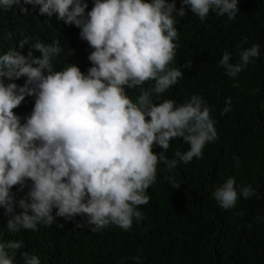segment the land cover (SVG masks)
<instances>
[{
  "label": "clouds",
  "instance_id": "obj_1",
  "mask_svg": "<svg viewBox=\"0 0 264 264\" xmlns=\"http://www.w3.org/2000/svg\"><path fill=\"white\" fill-rule=\"evenodd\" d=\"M23 3L38 5L33 7L36 17L28 21L30 49L27 55L16 47L0 54V206L10 216L7 229L17 233L49 227L55 223V208L58 217L86 216L93 232L109 226L128 231L144 218L138 208L149 203L146 190L156 182L157 165L171 171L181 162L202 158L206 143L217 138L212 109L202 96L192 94L179 105L172 99L154 102V96L183 77L181 67L170 66L178 47L176 18L186 16L187 6L202 22L210 11L234 20L238 0H181L179 9L176 0H94L87 13L86 0ZM19 4L21 0H0V9ZM76 28L93 49L87 74L72 63L54 69ZM18 43L23 49L28 38ZM238 56L233 63L225 51L219 60L229 77L258 58L260 46L254 43ZM21 77L25 82L18 85ZM149 81L155 82L152 87H141ZM125 86L140 88L135 102ZM26 96H34L35 103L21 123L13 110ZM225 103L221 114L231 110V97ZM174 139L189 148L176 150L170 159L166 153ZM154 145L159 153L153 152ZM27 181V195L17 201L11 190L19 186L23 191ZM254 193L250 184L237 186L228 177L212 195L221 208L231 209L238 198ZM23 247L22 239H0V264H15ZM20 255L25 264H40L37 255Z\"/></svg>",
  "mask_w": 264,
  "mask_h": 264
},
{
  "label": "trees",
  "instance_id": "obj_2",
  "mask_svg": "<svg viewBox=\"0 0 264 264\" xmlns=\"http://www.w3.org/2000/svg\"><path fill=\"white\" fill-rule=\"evenodd\" d=\"M86 3L87 13L94 0ZM36 6L21 0L10 10L0 9V54L16 47L27 55L32 36L28 21L36 17ZM22 7L28 11H20ZM180 7L181 0H176V8ZM238 8L234 20L210 11L202 22L187 6L186 16L176 18L178 47L170 66L181 67L183 77L164 94L154 96V102L172 99L179 105L192 94L202 96L212 109L217 138L206 143L202 158L181 162L171 171L163 163L157 165L156 182L146 190L149 203L138 208L144 216L141 222L134 221L128 231L109 226L93 232L86 216L66 219L56 216L53 208L55 223L51 226L10 233V216L0 206V239H22L20 252L37 255L40 264H264V0H238ZM76 31L74 39L62 47L54 69L72 63L87 74L93 49L80 38V29ZM9 32L12 38L5 39ZM25 37L28 43L20 49L18 42ZM243 38L247 42L242 44ZM254 43L260 46V56L236 77H229L218 66L225 51L236 63L238 51ZM22 82L24 77L15 81L18 85ZM125 87L135 102L140 88ZM229 97L231 110L221 114ZM34 103V96H26L13 110L22 117L21 123L31 114ZM188 148L182 139H174L166 155L171 159L176 150ZM152 150L161 151L158 145ZM228 177H234L237 186L250 184L255 193L249 199L238 198L233 208L223 209L212 193ZM30 184L27 181L23 191L19 186L12 188L17 201L26 197ZM15 211H21L18 205ZM20 252L15 264H25ZM135 256L139 261L133 259Z\"/></svg>",
  "mask_w": 264,
  "mask_h": 264
}]
</instances>
